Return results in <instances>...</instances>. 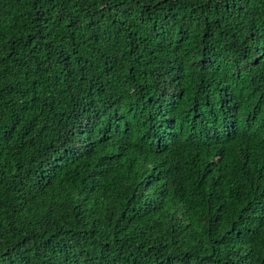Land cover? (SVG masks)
<instances>
[{"label":"trees","instance_id":"trees-1","mask_svg":"<svg viewBox=\"0 0 264 264\" xmlns=\"http://www.w3.org/2000/svg\"><path fill=\"white\" fill-rule=\"evenodd\" d=\"M0 264H264V0H0Z\"/></svg>","mask_w":264,"mask_h":264}]
</instances>
